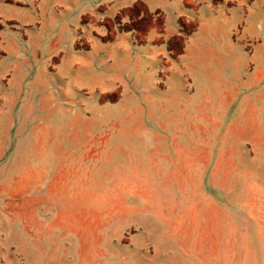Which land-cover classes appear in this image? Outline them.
I'll return each instance as SVG.
<instances>
[{
  "label": "rangeland",
  "instance_id": "1",
  "mask_svg": "<svg viewBox=\"0 0 264 264\" xmlns=\"http://www.w3.org/2000/svg\"><path fill=\"white\" fill-rule=\"evenodd\" d=\"M6 29L21 45H0V264H264V32L244 73L198 62L212 77L149 79L121 103L64 66L87 45Z\"/></svg>",
  "mask_w": 264,
  "mask_h": 264
},
{
  "label": "crops",
  "instance_id": "2",
  "mask_svg": "<svg viewBox=\"0 0 264 264\" xmlns=\"http://www.w3.org/2000/svg\"><path fill=\"white\" fill-rule=\"evenodd\" d=\"M145 17L150 22L141 39L134 28L109 37L107 23L116 30ZM0 22L8 34L33 32L29 41L46 40L47 48L87 45L64 51V66H72L84 87L120 94L127 103L149 79L172 86L176 79L212 77L213 68L198 70V62H233L238 71L242 64L244 73L253 59L247 37L264 32V0H0ZM0 45L21 44L3 37Z\"/></svg>",
  "mask_w": 264,
  "mask_h": 264
}]
</instances>
